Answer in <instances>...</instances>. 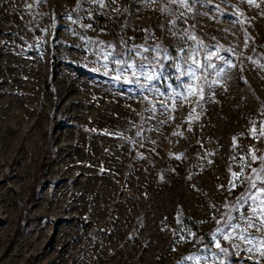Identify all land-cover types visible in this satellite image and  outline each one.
I'll list each match as a JSON object with an SVG mask.
<instances>
[{
  "label": "rangeland",
  "instance_id": "obj_1",
  "mask_svg": "<svg viewBox=\"0 0 264 264\" xmlns=\"http://www.w3.org/2000/svg\"><path fill=\"white\" fill-rule=\"evenodd\" d=\"M52 1L12 6L23 10L25 36L34 18L46 22L45 101L11 151L0 145V264H72L84 247L94 254L80 264H264V0ZM6 39L0 29L1 46ZM18 44L26 52L0 51V107L33 84L36 45ZM51 77L80 79L81 105L63 124ZM14 112L0 111V129L22 119ZM108 137L120 174L98 224L89 179L80 176L63 200L49 174L83 161L91 168ZM102 170L91 175L102 180ZM71 198L80 202L73 221L48 217ZM178 210L198 234L178 224Z\"/></svg>",
  "mask_w": 264,
  "mask_h": 264
},
{
  "label": "bare ground",
  "instance_id": "obj_2",
  "mask_svg": "<svg viewBox=\"0 0 264 264\" xmlns=\"http://www.w3.org/2000/svg\"><path fill=\"white\" fill-rule=\"evenodd\" d=\"M51 3L53 2L50 0ZM14 0H0V18H7L6 20L0 22V29L3 30V33L5 36H7L5 45L0 44V51L5 54H11L12 52L10 50H16L17 52H26V49L22 48L17 45L18 42H25L28 43L34 42L35 43V50L33 53H36V60H33L34 65L31 67V71L33 73V84L30 88V92L28 94H24L23 98L21 100H18L16 95H8V103L4 104L0 107L1 112H9L10 114H14V110H20L22 119H19L20 121H17L16 119L12 120V123H5V126L0 129V145L2 147L5 145L8 147V150L11 151L12 147L14 146V141L17 142L22 138L24 134V130L26 128V119H28L29 124L33 120V116L37 115L42 112L43 110V96L41 90H42V83L44 82V74L41 69V58L43 56V53L46 49V45L44 43V34L47 31V25L44 21L43 17L34 18L31 23V31H36L39 34H35L34 38L31 36V34H28L25 36L23 32L20 29V17L22 16L23 10L13 8L15 7L13 4ZM55 21L57 22L58 26L57 28H60L63 26L62 21L58 16H55ZM18 41V42H17ZM52 44H51V52L50 56L53 58L55 57V51L58 47L57 42V34L55 33V37L52 38ZM67 49H70V47L66 46ZM14 54V53H12ZM56 62V61H55ZM54 64V63H53ZM57 67V66H56ZM58 70H55V72ZM55 79L54 77L50 78L49 82L55 87L57 97L53 103V110L57 117L59 118L58 123L63 124L64 121L66 122L68 119H70L72 116L70 114L74 111L76 106L81 105V101L83 98L80 96L81 88L75 81H79L80 79H77L76 77H72L71 81L74 82H68L66 80ZM16 80H19V77H15ZM73 95L74 99L70 100L69 96ZM46 97V96H45ZM45 101V100H44ZM20 113V112H19ZM4 115V114H3ZM77 116V115H76ZM56 117V116H55ZM5 120V119H4ZM64 120V121H63ZM3 121V120H2ZM11 127H14V129ZM63 129L58 127V135L57 132H54V144L56 145L60 139L62 138L64 132L62 133ZM42 132H37L33 136H27L26 141L23 144V151H27L29 149V145H27V142H34V145H36V142L42 138ZM108 140H102L100 143V147L96 150L97 156H100V160L96 157L90 158V160H93L92 167L86 168V161H83L81 163H70L69 166L63 165L61 168L53 169L49 176L50 178H55L53 180V183L55 184L53 186L54 193L57 195L59 194L60 199L65 196L66 188L69 187V185L73 184L74 187H78L80 185L79 177H85L89 179V182L87 183V194L92 195V199L88 200L87 205H90L92 207V212L90 213V220L92 223H102V217L104 216L105 209L109 208V205L111 204V201L115 198L116 194L113 192L116 191V188H118V185L112 181V178H115L117 174H120V172L112 167V164L116 162L115 156L111 154V152L118 151L117 146H114L112 142L114 140L110 137L107 138ZM63 142V141H62ZM66 144V143H65ZM31 145V144H30ZM63 146V145H62ZM1 149V147H0ZM84 150V149H83ZM113 150V151H112ZM59 156H63V154L66 152V149H59ZM66 154V153H65ZM66 158V157H65ZM118 159V158H117ZM125 158H122L120 162H123ZM60 160L56 159L55 163H58ZM119 161V160H118ZM69 163V162H68ZM98 167H101L103 170V179L98 180L96 177H93L91 175V171L93 169H97ZM114 173V174H112ZM14 178H18L19 174L17 171H15V174L13 175ZM11 183V182H9ZM12 185V183L10 184ZM72 186V185H71ZM3 191V184H0V194ZM58 196V195H57ZM84 197V196H83ZM62 198V199H63ZM67 199V198H66ZM65 199V201H66ZM64 200V199H63ZM64 201V202H65ZM101 201L104 203L102 204ZM63 202V201H62ZM79 201L76 199L71 198L69 203H64L59 205L57 210L55 212H49L48 217L57 219L59 217L63 216L64 222H71L74 219V216L78 214L76 212L80 205ZM67 205V206H65ZM100 206V209L98 208ZM123 209V206L120 208V210ZM86 211V209L84 208ZM83 210L82 215H84L86 212ZM119 210V212H120ZM86 218V217H85ZM51 220V219H50ZM109 227V226H108ZM105 232V231H104ZM106 233V232H105ZM107 234V233H106ZM79 237H77L78 239ZM31 243H28L30 245ZM28 248V247H27ZM66 247H59L58 251H65ZM81 252H84V256L82 258ZM78 250V252H74L71 254V257L73 259L72 264H80L83 259H86L87 262H89L90 257L94 254L93 250L84 247L81 248V250ZM56 258L53 259V262H55ZM79 261V262H78Z\"/></svg>",
  "mask_w": 264,
  "mask_h": 264
},
{
  "label": "trees",
  "instance_id": "obj_3",
  "mask_svg": "<svg viewBox=\"0 0 264 264\" xmlns=\"http://www.w3.org/2000/svg\"><path fill=\"white\" fill-rule=\"evenodd\" d=\"M176 220H177V222H178L179 225L185 227L188 230L194 231L195 228H196V226L194 225V223L190 219H188L186 217V215L181 212V210H178L177 211V213H176ZM194 232L196 234H198L197 231H194ZM205 242H207V241H205ZM204 244H206V243H204Z\"/></svg>",
  "mask_w": 264,
  "mask_h": 264
},
{
  "label": "snow or ice",
  "instance_id": "obj_4",
  "mask_svg": "<svg viewBox=\"0 0 264 264\" xmlns=\"http://www.w3.org/2000/svg\"><path fill=\"white\" fill-rule=\"evenodd\" d=\"M261 211L264 212V208H262ZM249 226L252 227L253 225L250 224ZM262 226H264V221H262Z\"/></svg>",
  "mask_w": 264,
  "mask_h": 264
}]
</instances>
